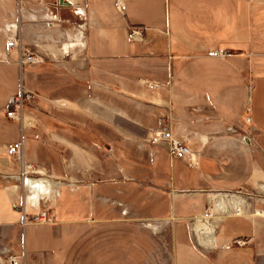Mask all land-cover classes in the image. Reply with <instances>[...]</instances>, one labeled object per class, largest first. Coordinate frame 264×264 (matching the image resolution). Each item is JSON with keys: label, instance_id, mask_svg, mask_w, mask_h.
<instances>
[{"label": "crops", "instance_id": "crops-1", "mask_svg": "<svg viewBox=\"0 0 264 264\" xmlns=\"http://www.w3.org/2000/svg\"><path fill=\"white\" fill-rule=\"evenodd\" d=\"M23 87L60 99L64 114L40 115L36 131L8 118ZM56 122L86 143L132 140L152 172L122 181L118 208L99 157L75 147L69 167L47 143ZM160 129L196 164L172 158L167 140L152 145ZM263 138L264 0H0V235L24 264H264ZM15 142L24 162L8 152ZM49 211L54 222L32 220Z\"/></svg>", "mask_w": 264, "mask_h": 264}, {"label": "rangeland", "instance_id": "rangeland-1", "mask_svg": "<svg viewBox=\"0 0 264 264\" xmlns=\"http://www.w3.org/2000/svg\"><path fill=\"white\" fill-rule=\"evenodd\" d=\"M28 55L29 54H25L20 59L22 64L40 62L38 59H36L35 61H28V59H26ZM47 79H50V77L49 78L43 77L41 81L48 82ZM58 79L59 80L52 82L57 83L60 81V78ZM27 91L32 93L33 98L26 99ZM21 92L24 94L25 103L23 106L22 114L20 116V120H15V121L23 123L24 118L26 116V129H31V131H36L39 129L43 130L44 123L39 119L40 115L48 113L53 116L54 115L58 117L60 116L61 114L60 111L62 112L61 106L59 105L60 99H54L53 101H51L50 99L46 100L43 99V97H38L37 92L27 90L24 87L22 88ZM64 109H65V113L71 111V110L67 111L66 110L67 108ZM29 113H36L38 121L33 122L28 120L27 118ZM62 113L64 114V112ZM60 124L61 123L58 122L54 123L52 132L51 131L46 132L45 140L48 141L47 143L48 144L51 143L50 145L59 151L62 150L63 156H65L63 159L64 161L63 165H68L69 167H77L76 163H78L79 160H81L78 157L79 154H76L73 149L80 148L81 150H84V152L86 153V160H88V162L90 163H92L94 158L95 160H97V158L99 157V160L101 162V171L99 177H100V181L102 182V186H101L102 193H104V195L106 196H109L110 193L111 194L110 196L112 197L113 200L112 202H114L113 205H117L118 208H120V205H122L125 200L124 198L125 185L121 186L122 181L130 180V179L139 180L140 178H146V176L148 175V171L152 172L149 168V165L151 163L150 156L148 155V153L138 148L137 143L133 142L132 140L125 139L124 137L114 138L105 135L104 138L103 137L95 138L91 136L89 138V141H87L86 143L83 142L82 140H76V138L73 135L69 134V132L66 130L60 131L59 128H57L58 125ZM102 129L108 132L109 128L107 125H104L102 126ZM53 130L55 132H53ZM107 132H102V133L107 134ZM57 136L58 137L60 136L62 139L58 138ZM60 140L64 141L65 143L63 144V147ZM152 145H156V144H152ZM261 145L263 147L262 148L263 151L261 153L260 158L262 160V163L264 164V138L261 141ZM54 156L55 154L52 155V157ZM70 171L75 173V170L73 169H71ZM68 175L71 176V173L68 172ZM73 187L75 188L76 186ZM74 193H76L77 195ZM74 193L68 192L66 194L67 199L76 198L77 201H79V198H81L82 195L80 193H77V191ZM254 196L256 199L258 198V202H256V206L264 208L263 193H258V194L256 193V195ZM138 199L140 198L138 197ZM133 201H135V199H133ZM136 202H138V204H141L139 200H137ZM13 255L17 257H21L20 254L12 250H8L2 245V238L0 235V264H13V262L10 261L11 256ZM20 264H24L23 259L20 262Z\"/></svg>", "mask_w": 264, "mask_h": 264}, {"label": "built area", "instance_id": "built-area-1", "mask_svg": "<svg viewBox=\"0 0 264 264\" xmlns=\"http://www.w3.org/2000/svg\"><path fill=\"white\" fill-rule=\"evenodd\" d=\"M142 36H143L142 28L140 27L131 28L130 39L140 40V39H143ZM17 46H18V43L16 39L14 38L9 39L8 47L15 48ZM26 59H28V61H35L37 58L32 55H28ZM26 95H27L26 99L33 98L32 93L28 91ZM24 103H25V98L22 92L12 96L10 98V103L6 111V116L14 120H20V116L23 111ZM162 140H167L170 142V154L172 158H175V159L189 158L193 164H196V159H197L196 153L192 150V148L187 143L175 137L171 130L160 129V130L154 131L151 135L150 143L157 144L161 142ZM8 152L10 155H13L17 159L24 162L25 156H24L22 142H15V143L10 144ZM25 166H26V170L24 171L23 174L29 173L30 170L34 169V165H32L31 163H27ZM37 179L40 182L42 180V177L39 176ZM32 220L35 222L50 223L56 220V214L50 211L42 212L39 215L34 216ZM231 244H237L239 246H244L247 244V241L245 239L239 238V239H234L231 242ZM10 261H12L13 264H20V262L22 261V257H17L13 255L11 256Z\"/></svg>", "mask_w": 264, "mask_h": 264}, {"label": "trees", "instance_id": "trees-1", "mask_svg": "<svg viewBox=\"0 0 264 264\" xmlns=\"http://www.w3.org/2000/svg\"><path fill=\"white\" fill-rule=\"evenodd\" d=\"M71 129V128H70Z\"/></svg>", "mask_w": 264, "mask_h": 264}]
</instances>
